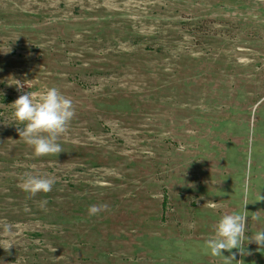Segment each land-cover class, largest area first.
Returning <instances> with one entry per match:
<instances>
[{
	"label": "rangeland",
	"instance_id": "374dc122",
	"mask_svg": "<svg viewBox=\"0 0 264 264\" xmlns=\"http://www.w3.org/2000/svg\"><path fill=\"white\" fill-rule=\"evenodd\" d=\"M53 86L75 116L37 158L11 104ZM260 195L264 0H0V264H222L213 225L247 201L264 231Z\"/></svg>",
	"mask_w": 264,
	"mask_h": 264
},
{
	"label": "clouds",
	"instance_id": "9594fccd",
	"mask_svg": "<svg viewBox=\"0 0 264 264\" xmlns=\"http://www.w3.org/2000/svg\"><path fill=\"white\" fill-rule=\"evenodd\" d=\"M18 90H22L23 84L13 79ZM28 85V84H27ZM12 121L23 127H17L19 139L33 149V155L37 158L55 155L63 152L58 142L59 138L66 133L68 126L75 116V108L71 98L63 94L57 87H46L40 91H27L20 95L12 104ZM51 175L26 173L20 177L21 189L30 197L38 193H48L56 183ZM264 200L260 195L257 201ZM247 201L244 204V211L237 213H225L213 225V234L204 242L207 254L213 258H221L222 264H244V261L236 260V249L241 256L250 255L245 245L255 243L259 249H264V231H257L251 236H246L248 224ZM206 206L217 208L216 202L208 201ZM107 205H90L87 209L89 216L98 215L106 211ZM251 219L259 220L256 212ZM10 246V245H9ZM9 248V247H8ZM7 248V249H8ZM5 249V250H7ZM231 253L225 256L224 252Z\"/></svg>",
	"mask_w": 264,
	"mask_h": 264
}]
</instances>
